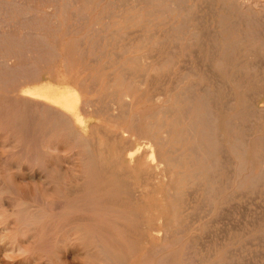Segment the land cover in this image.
Returning a JSON list of instances; mask_svg holds the SVG:
<instances>
[{
    "label": "rangeland",
    "instance_id": "374dc122",
    "mask_svg": "<svg viewBox=\"0 0 264 264\" xmlns=\"http://www.w3.org/2000/svg\"><path fill=\"white\" fill-rule=\"evenodd\" d=\"M128 1L0 0V264H117L126 244L138 249L123 264H264V0ZM45 87L75 95L79 119L67 130L34 97ZM206 109L209 127L193 115ZM144 131L150 146L121 169L131 174L129 201L104 198L103 188L94 190L97 156L108 160L118 138L127 146ZM108 205L126 215L133 206L139 223L117 218Z\"/></svg>",
    "mask_w": 264,
    "mask_h": 264
},
{
    "label": "bare ground",
    "instance_id": "6f19581e",
    "mask_svg": "<svg viewBox=\"0 0 264 264\" xmlns=\"http://www.w3.org/2000/svg\"><path fill=\"white\" fill-rule=\"evenodd\" d=\"M128 1V0H127ZM144 1V0H143ZM152 1V0H151ZM150 1V2H151ZM121 2V1H120ZM124 2V1H123ZM122 2V3H123ZM129 2V1H128ZM131 2V1H130ZM138 2H139V0H138ZM176 2V1H175ZM179 2V1H178ZM183 2V1H182ZM108 3H109V1H108ZM160 3V2H159ZM162 3H163V1H162ZM112 4V3H111ZM118 4H120V3H118ZM168 4V3H167ZM113 5V4H112ZM116 5V4H115ZM115 5H113V6H115ZM159 5V4H158ZM162 5V4H161ZM169 5H170V3H169ZM118 6V5H117ZM160 6V5H159ZM164 6V5H163ZM97 7V6H96ZM141 7V6H140ZM162 7V6H161ZM134 8V7H133ZM142 8H143V6H142ZM163 8H166V6L165 7H163ZM170 8V7H169ZM173 8V7H172ZM171 8V9H172ZM178 8H179V6H178ZM125 10V9H124ZM159 10V9H158ZM165 10V9H164ZM168 10V9H167ZM149 11H151V9H149ZM160 11H163V10H160ZM126 12V11H125ZM171 12V11H170ZM23 13V12H22ZM138 13V12H137ZM118 14V13H117ZM136 14V13H135ZM161 14H162V12H161ZM160 14V15H161ZM120 16V15H119ZM85 17V16H84ZM130 17V16H129ZM141 17V16H140ZM143 17V16H142ZM110 18V17H109ZM183 18V17H182ZM133 19V18H132ZM140 19V18H139ZM31 20V19H30ZM147 20V19H146ZM109 21V20H108ZM135 21H138L137 19L135 20ZM187 21V20H186ZM248 21V20H247ZM136 23V22H135ZM96 24V23H95ZM160 24V23H159ZM179 25H180V23H179ZM110 26V25H109ZM128 26V25H127ZM126 26V27H127ZM221 26V25H220ZM100 27V26H99ZM107 27V26H106ZM125 28V27H124ZM236 28V27H235ZM102 29V28H101ZM105 29V28H104ZM117 29H118V27H117ZM112 30H114V29H112ZM141 30V29H140ZM100 31V30H99ZM102 31V30H101ZM104 31V30H103ZM116 31V30H115ZM137 31V30H136ZM145 31V30H144ZM117 33V32H116ZM110 34V33H109ZM126 34V33H125ZM146 33H144V35H145ZM120 35V34H119ZM136 35V34H135ZM141 35H142V33H141ZM170 35V34H169ZM102 36V35H101ZM111 36V35H110ZM114 36V35H113ZM137 36H139V35H137ZM146 36V35H145ZM144 36V37H145ZM151 36V35H150ZM123 37H124V35H123ZM136 37V36H135ZM141 37V36H140ZM149 37V36H148ZM227 37V36H226ZM104 38V37H103ZM195 38V37H194ZM217 38V37H216ZM101 39V38H100ZM126 39V38H125ZM149 39V38H148ZM196 39V38H195ZM194 39V40H195ZM223 39H225V38H223ZM30 40V39H29ZM97 40H98V38H97ZM119 40V39H118ZM149 40H151V39H149ZM168 40V39H167ZM219 40V39H218ZM177 41H179V40H177ZM142 42V41H141ZM215 42V41H214ZM231 41H226V39H225V47L226 46H230V44L233 42H231ZM111 43V42H110ZM125 43H127V42H125ZM129 43H130V41H129ZM145 43V42H144ZM143 43V44H144ZM147 43V42H146ZM101 44V43H100ZM215 44V43H214ZM236 44V43H235ZM102 45V44H101ZM155 45V44H154ZM216 45V44H215ZM237 45V44H236ZM142 46V45H141ZM145 46H146V44H145ZM234 46V45H233ZM232 46V47H233ZM123 47V46H122ZM156 47V46H155ZM160 47V46H159ZM224 47V48H225ZM231 47V46H230ZM105 48V47H104ZM125 48V47H124ZM154 48V47H153ZM227 48V47H226ZM87 49V48H86ZM111 49V48H110ZM125 49H127V48H125ZM130 49V48H129ZM232 49V48H231ZM96 50V49H95ZM155 50V49H154ZM226 50H228V49H226ZM225 50V51H226ZM230 50V49H229ZM120 51H122V50H120ZM119 51V52H120ZM224 51V52H225ZM125 52V51H124ZM128 52V51H127ZM135 52V51H134ZM152 52H153V50H152ZM211 52V51H210ZM230 52V51H229ZM104 53V52H103ZM131 53H133V52H131ZM115 54V53H114ZM117 54H118V52H117ZM116 54V56H118ZM122 54V53H121ZM142 54H143V52H142ZM104 55V54H103ZM120 55V54H119ZM140 55V54H139ZM138 55V56H139ZM228 55V54H227ZM96 56V55H95ZM143 56V55H142ZM149 56V55H148ZM152 55H150V57H151ZM221 56V55H220ZM229 56V55H228ZM119 57V56H118ZM129 57V56H128ZM143 57H145V56H143ZM221 57H223V56H221ZM96 58V57H95ZM100 58V57H99ZM140 58V57H139ZM220 58V57H219ZM142 59V58H141ZM213 59V58H212ZM234 59V58H233ZM109 60V59H108ZM118 60V59H117ZM129 60H132V59H130V57H129ZM138 60V59H137ZM144 60H146L145 58H144ZM153 60V59H152ZM221 60V59H220ZM122 61H125V60H122ZM133 61V60H132ZM159 61V60H158ZM224 61H225V59H224ZM226 61H227V59H226ZM98 62V61H97ZM134 62H135V60H134ZM5 63V62H4ZM111 63V62H110ZM136 63V62H135ZM150 63V62H149ZM212 63V62H211ZM240 63V62H239ZM247 63V62H246ZM3 64V63H2ZM112 64V63H111ZM114 64V63H113ZM122 64V63H121ZM131 64H133V62L131 63ZM139 64V63H138ZM145 64V63H144ZM146 64H147V62H146ZM163 64V63H162ZM164 64H165V62H164ZM216 64H217V61H216ZM222 65V64H221ZM235 66H237V64L235 65ZM242 66V65H241ZM243 66H245V63H244V65ZM2 67H3V65H2ZM125 67V66H124ZM123 67V68H124ZM157 67V66H156ZM155 67V69H157ZM122 68V67H121ZM133 68H134V66H133ZM135 68H136V66H135ZM242 69L241 70H244L243 69V67H241ZM245 68V67H244ZM126 69V68H125ZM130 69V68H129ZM154 69V70H155ZM160 69V68H159ZM162 69H163V67H162ZM161 69V70H162ZM100 70V69H99ZM112 70V69H111ZM151 70H153V69H151ZM158 70V69H157ZM221 70H223V69H221ZM230 69H228V71H229ZM237 71H239V70H237ZM245 71V70H244ZM32 72V71H31ZM128 72V71H127ZM131 73H132V71H130ZM235 72H236V70H235ZM10 73V72H9ZM8 73V74H9ZM126 73V72H125ZM153 73V72H152ZM160 73V72H159ZM242 73V72H241ZM100 74V73H99ZM142 74H143V72H142ZM146 74V73H145ZM243 74V73H242ZM122 75V74H121ZM124 75V74H123ZM133 75H134V73H133ZM141 75V74H140ZM152 75V74H151ZM153 75H155V74H153ZM159 75V74H158ZM157 75V76H158ZM119 76V75H118ZM139 75L137 74V76H136V78L138 77ZM142 76V75H141ZM250 76V75H249ZM92 77H94V76H92ZM125 77V76H124ZM123 77V78H124ZM133 77V76H132ZM147 77V76H146ZM123 78H121V79H123ZM231 78V77H230ZM235 78L236 79H239V78H237L236 76H235ZM241 78V77H240ZM97 79V78H96ZM118 79H119V77H118ZM153 79V78H152ZM154 79H156V78H154ZM158 79V78H157ZM94 80V79H93ZM3 81V80H2ZM123 81V80H122ZM140 82H141V80H139ZM125 82V81H124ZM132 82H133V80H132ZM132 82H131V87H132ZM128 83V82H127ZM138 83V82H137ZM142 83V82H141ZM196 83V82H195ZM5 84V83H4ZM109 84V83H108ZM114 84V83H113ZM125 84V83H124ZM130 84V83H129ZM239 84V83H238ZM245 84V83H244ZM122 85V84H121ZM147 85V84H146ZM108 86V85H107ZM123 86V85H122ZM139 86V85H138ZM137 86V87H138ZM237 86V85H236ZM111 87V86H110ZM121 87V86H120ZM140 87V86H139ZM241 87V86H240ZM187 88V87H186ZM135 89V88H134ZM133 89V90H134ZM158 89V88H157ZM182 89V88H181ZM253 89H254V87H253ZM193 90V89H192ZM249 90V89H248ZM128 91H129V89H128ZM113 92V91H112ZM116 92V91H115ZM157 92V91H156ZM183 92H185L184 90H183ZM143 93H145V92H143ZM207 93V92H206ZM227 93V92H226ZM125 94V93H124ZM157 94V93H156ZM182 94H184V93H182ZM141 95H143V94H141ZM154 95V94H153ZM106 96V95H105ZM132 95H130V97H131ZM144 96V95H143ZM189 96H190V94H189ZM202 96V95H201ZM204 96V95H203ZM231 96V95H230ZM240 96V95H239ZM11 97V96H10ZM34 97H37L38 99H40L41 101H42V103L44 102V106H45V103H47L49 106H50V108H52L53 109V111L56 113V114H53L54 116H56V115H58V117H60V118H64L63 120H61V122H62V124L64 125V128L63 129H66V128H69L68 126L71 124L72 125V122H74V123H76L77 121V119H79V117H78V114H77V111H76V108H75V103H76V97H75V95H73L72 93H63V92H57V91H55V90H51V89H49V88H46L45 87V89H42V90H40V92L39 93H37V95H35ZM148 97V96H147ZM151 97V96H150ZM156 97V96H155ZM161 97V96H160ZM187 97V96H186ZM185 97V98H186ZM235 97V96H234ZM241 97V96H240ZM243 97H245V96H243ZM9 98V97H8ZM114 98H116V97H114ZM205 98V97H204ZM228 98V97H227ZM30 99H31V97H30ZM38 99H37V101H38ZM111 99V98H110ZM148 99V98H147ZM188 99V98H187ZM234 99V98H233ZM244 99V98H243ZM9 100V99H8ZM33 100H34V98H33ZM36 100V99H35ZM34 100V101H35ZM115 100V99H114ZM149 100V99H148ZM152 100H154V99H152ZM201 100V99H200ZM204 100H206V99H204ZM248 100V99H247ZM12 101H13V99H12ZM19 101V100H18ZM24 101V100H23ZM90 101V100H89ZM92 101V100H91ZM111 101H113V100H111ZM157 101V100H156ZM242 101V100H241ZM32 102V101H31ZM126 102V101H125ZM154 102V101H153ZM201 102V101H200ZM199 102V103H200ZM206 102V101H205ZM225 102H226V100H225ZM3 103V102H2ZM9 103V102H8ZM23 103V102H22ZM38 103L40 104V101H38ZM116 103H117V101H116ZM204 103V102H203ZM202 103V104H203ZM209 103V102H208ZM12 104V103H11ZM25 104V103H24ZM35 104V103H34ZM95 104V103H94ZM118 104V103H117ZM125 104H127V103H125ZM20 105V104H19ZM123 105V104H122ZM188 105V104H187ZM189 105H190V103H189ZM192 105V104H191ZM200 105H201V103H200ZM206 105V104H205ZM247 105V104H246ZM254 105V104H253ZM16 106H17V104H16ZM41 106V105H40ZM48 106V107H49ZM124 106V105H123ZM128 106V105H127ZM155 106V105H154ZM177 106V105H176ZM249 106V105H248ZM2 107V106H1ZM11 107H12V105H11ZM25 107V106H24ZM98 107V106H97ZM156 107V106H155ZM172 107V106H171ZM175 107V106H174ZM196 107V106H195ZM203 107H205V106H202V108ZM36 108V107H35ZM128 108V107H127ZM158 108V107H157ZM185 108V107H184ZM211 108V107H210ZM23 109V108H22ZM99 109V108H98ZM171 110H172V108H170ZM175 109H177V107L175 108ZM192 109H193V106H192ZM191 109V110H192ZM195 109V108H194ZM230 109V108H229ZM5 110V109H4ZM12 110V109H11ZM95 110V109H94ZM181 110V109H180ZM196 110H198V109H196ZM195 110V111H196ZM210 110V109H209ZM243 110V109H242ZM252 110V109H251ZM256 110V109H255ZM0 111H1V109H0ZM18 111V110H17ZM28 111V110H27ZM26 111V112H27ZM109 111V110H108ZM148 111V110H147ZM155 111V110H154ZM153 111V112H154ZM161 111V110H160ZM163 111V110H162ZM183 110H181V112H182ZM224 111V110H223ZM21 112V111H20ZM43 112V111H42ZM157 113H159V111H156ZM178 112H179V110H178ZM191 112V111H190ZM194 112V111H193ZM193 112H191V113H193ZM198 112V111H197ZM211 112V111H210ZM210 112L208 111V109H206V110H204L203 112H198V113H194L193 115L195 116V117H198V118H200V119H202L203 120V123H205L204 125L207 127H209L210 126V124H211V120L212 119H210V121L208 120L209 118H210ZM250 112V111H249ZM52 113V112H51ZM98 113V112H97ZM113 113V112H112ZM116 113V112H115ZM118 113V112H117ZM152 113V112H151ZM183 113V112H182ZM3 114V113H2ZM7 114V113H6ZM16 114V113H15ZM126 114V113H125ZM124 114V115H125ZM154 115H155V113H153ZM179 114H180V112L178 113V115L177 114H175V115H177V116H179ZM245 114V113H244ZM31 115V114H30ZM116 115H118V114H116ZM115 115V116H116ZM122 115V114H121ZM136 115H137V113H136ZM141 115V114H140ZM182 115V114H181ZM190 115V114H189ZM234 115V114H233ZM48 116H49V114H48ZM120 116V115H119ZM135 116V115H134ZM156 116V115H155ZM192 116V115H191ZM193 116V117H194ZM259 116V115H258ZM2 117V116H1ZM12 117V116H11ZM16 117H18V116H16ZM26 117V116H25ZM34 117V116H33ZM53 117V116H52ZM127 117V116H126ZM180 117V116H179ZM213 117V116H212ZM216 117V116H215ZM231 117V116H230ZM236 117V116H235ZM250 117V116H249ZM14 118V117H13ZM141 118V117H140ZM131 119H132V117H131ZM134 119V118H133ZM145 120H146V118H144ZM163 119V118H162ZM161 119V120H162ZM179 118H176V120H178ZM245 119H246V117H245ZM55 120V119H54ZM114 120V119H113ZM141 120L142 119H140V122H141ZM157 119H155V121H156ZM164 120V119H163ZM174 120H175V117H174ZM173 120V121H174ZM199 120V119H198ZM229 120H230V118H229ZM139 121V120H138ZM150 121V120H149ZM192 121V120H191ZM195 121V120H194ZM194 121H192V123L194 124ZM228 121V120H227ZM234 121V120H233ZM232 121V122H233ZM248 121V120H247ZM28 122V121H27ZM71 122V123H70ZM136 122V121H135ZM144 122V121H143ZM181 122V121H180ZM209 122V123H208ZM241 122V121H240ZM239 122V123H240ZM5 123V122H4ZM73 123V124H74ZM157 123V122H156ZM192 123H188L189 124V127H190V124H192ZM197 123V122H196ZM200 123V122H199ZM234 123V122H233ZM238 123V124H239ZM21 124V123H20ZM58 124V123H57ZM60 124V123H59ZM62 124H60V125H62ZM134 124V123H133ZM136 124V123H135ZM134 124V125H135ZM172 124V123H171ZM178 124V123H177ZM192 124V125H193ZM200 124H202V123H200ZM208 124V125H207ZM242 124V123H241ZM39 125V124H38ZM56 125V124H55ZM155 125V124H154ZM159 125H161V124H159ZM162 125H164V124H162ZM161 125V126H162ZM18 126V125H17ZM20 126V125H19ZM24 126V125H23ZM54 126V125H53ZM58 126V125H57ZM66 126V127H65ZM74 126V125H73ZM132 126V125H131ZM140 126V125H139ZM144 126V125H143ZM201 126V125H200ZM212 126V125H211ZM213 126H214V124H213ZM212 126V127H213ZM63 127V126H62ZM78 127V126H77ZM104 127V126H103ZM141 127V126H140ZM140 127H139V129L137 130V131H139L140 130ZM172 127H173V125H172ZM171 126H170V128H172ZM186 127V126H185ZM187 127H188V125H187ZM193 127H194V125H193ZM206 127H204V128H206ZM71 128V127H70ZM142 128V127H141ZM169 128V127H168ZM196 128V127H195ZM211 128V127H210ZM72 129V128H71ZM70 129V130H71ZM81 129V128H80ZM105 129V128H104ZM127 129V128H126ZM125 129V130H126ZM136 129V128H135ZM185 129V128H184ZM231 129V128H230ZM29 130V129H28ZM53 130V129H52ZM67 130V129H66ZM65 130V131H66ZM95 130V129H94ZM102 130V129H101ZM190 130H191V128L189 129V132H188V134H192L193 132H195V131H193L192 133H190ZM194 130V129H193ZM72 131V130H71ZM70 131V132H71ZM82 131V130H81ZM93 131V130H92ZM102 131H105V130H102ZM107 131V130H106ZM111 131V130H110ZM128 131V130H127ZM127 131H125V132H127ZM130 131V130H129ZM141 131V130H140ZM143 131V130H142ZM148 131V130H147ZM171 131H172V129H171ZM178 131V130H177ZM181 131L182 132H180V133H185V132H183V128L181 129ZM188 130H186V132H187ZM192 131V130H191ZM199 131V130H198ZM228 131V130H227ZM47 132V131H46ZM75 132V134L77 133L78 134V131L76 130V131H74ZM156 132V131H155ZM48 133V132H47ZM64 133V132H63ZM71 133H73V132H71ZM118 133V132H117ZM129 133V132H128ZM145 133V134H144ZM144 133H135V136H133L128 142H130V143H127L126 141V143L128 144L127 146H126V144H123V142H122V140H120V138H118V142L116 141V143H117V146L115 147V148H117L115 151V154L114 155H112V157H108L109 159L108 160H105V158H104V160H102V158L100 159V157H101V155H99L98 153V155L99 156H97V158H98V161H100L101 160V162H102V164H100L99 165V167H100V169H99V173L100 174H98L97 175V177H96V183H95V186H94V190H96V189H98V186L99 187H101V188H103L102 190H103V195H104V198H105V195H107V197L108 196H111V197H116V198H118L119 196L121 197H123V196H125V198H129V193H131V191H130V184L128 183V181H127V179H128V177H130V176H128V174H130V173H125V171H123V170H125V169H123L122 168V166L124 167V164L126 163L125 161L126 160H128L129 162H131V161H133L134 159H135V157H136V155L140 152V149H142L143 147H144V149L146 150V148H148L149 146H150V143H149V139L152 141V139H151V137L153 138V136H148L147 135V133L144 131ZM149 133V132H148ZM179 132H177V135H179L178 134ZM203 133V132H202ZM212 133V132H211ZM67 134V133H66ZM107 134V133H106ZM114 134V133H113ZM119 134H121V132L119 133ZM144 134V135H143ZM153 134V133H152ZM151 134V135H152ZM155 134V133H154ZM157 134V133H156ZM159 134H160V132H159ZM174 134H176V133H174ZM80 135V134H79ZM123 136H124V134H122ZM106 136V135H105ZM180 136V138H181V135H179ZM179 136H177L176 138L177 139H180L179 138ZM186 136V135H185ZM73 137H74V135H73ZM72 137V138H73ZM94 137H96V136H94ZM116 137H119V136H116ZM162 137V136H161ZM193 137V136H192ZM209 137H210V135H209ZM212 137H213V134H212ZM71 138V139H72ZM91 138V137H90ZM90 138H89V142H90ZM158 139L159 137H156L155 136V138L154 139ZM76 139V138H75ZM75 139H74V141H75ZM79 139V138H78ZM98 139V138H97ZM157 139H156V142H157ZM162 139V138H161ZM163 139H164V137H163ZM220 139V138H219ZM237 139V138H236ZM83 140V139H82ZM85 140V139H84ZM137 140H138V142H137ZM180 140H182V139H180ZM184 140V139H183ZM182 140V141H183ZM203 140V139H202ZM44 141V140H43ZM95 141H96V139H95ZM98 141V140H97ZM159 141V140H158ZM171 141V140H170ZM175 141V140H174ZM179 141V140H178ZM196 141H197V139H196ZM216 141H217V138H216ZM165 142H166V140H165ZM168 142V141H167ZM239 142V141H238ZM86 143V142H85ZM106 143H107V141H106ZM153 143H155V141H153ZM212 143V142H211ZM108 145L110 144L109 142L107 143ZM156 144V143H155ZM236 144V143H235ZM240 144V143H239ZM88 145H89V143H88ZM87 145V146H88ZM157 145V144H156ZM155 145V146H156ZM182 145V144H181ZM193 145H195V147H196V144H192V149L194 150L195 149V151L194 152H199V151H197L196 149L198 148H194L193 147ZM237 145V144H236ZM76 146H78V145H76ZM85 146V145H84ZM87 146H86V148H87ZM106 146V145H105ZM110 146V145H109ZM153 146H154V144H153ZM173 146H175L174 144H173ZM199 146V145H198ZM214 146V145H213ZM239 146V145H238ZM237 146V147H238ZM102 147V146H101ZM178 147V146H177ZM240 147V146H239ZM108 148V147H107ZM161 148V147H160ZM176 148V147H175ZM179 148H182V147H179ZM185 149H186V147H184ZM187 148H189V150H190V147H187ZM219 148H220V146H219ZM218 148V149H219ZM236 148V147H235ZM97 149V148H96ZM111 149V148H110ZM157 149V148H156ZM155 149V150H156ZM183 149V148H182ZM185 149H183V150H185ZM191 149V150H192ZM90 150V149H89ZM148 150V149H147ZM168 150H169V148H168ZM176 150V149H175ZM175 150H172V151H175ZM178 150V149H177ZM183 150H181L180 152H178V155L180 154V153H182V151ZM199 150V149H198ZM212 150V149H211ZM220 150V149H219ZM98 151V150H97ZM101 151V150H100ZM108 151V150H107ZM106 151V152H107ZM149 151V150H148ZM161 151V150H160ZM171 151V150H170ZM215 151H216V149H215ZM157 152V151H156ZM188 152V151H187ZM190 152V151H189ZM188 152V153H189ZM193 152V151H192ZM204 152H207V151H205L204 150ZM213 152H214V150H213ZM219 152V151H218ZM236 152V151H235ZM238 152V151H237ZM242 152V151H241ZM158 153V152H157ZM174 153V152H173ZM211 153V152H210ZM243 153V152H242ZM160 154V153H159ZM186 154V153H185ZM185 154H184V156H185ZM191 154V153H190ZM196 154V153H195ZM217 154V153H216ZM93 153H92V156H89L88 158H87V164H88V166L89 167H91L92 169H93V166L95 165V163H96V160H97V158L96 157H93ZM108 155V154H107ZM107 155H106V157H107ZM110 155V154H109ZM158 155V154H157ZM167 155V154H166ZM177 155V154H176ZM199 155V154H198ZM197 155V156H198ZM182 156H183V154H182ZM188 156H189V154H188ZM87 157V156H86ZM161 157V156H160ZM169 157H170V155H169ZM181 157V156H180ZM187 157V156H186ZM192 157V156H191ZM196 157V156H195ZM206 157V156H205ZM208 157V156H207ZM206 157V158H207ZM238 157V156H237ZM263 157V156H262ZM157 158V157H156ZM176 158H178V156L176 157ZM176 158H175V160H176ZM243 158V157H242ZM107 159V158H106ZM173 160H171V161H174V158H172ZM179 159V158H178ZM194 159V157H192L191 158V160H189V161H192ZM213 159H215V158H213ZM219 159V158H218ZM1 160V159H0ZM86 160V159H85ZM162 160H164V158L162 159ZM166 160H168V159H166ZM180 160H184V159H182V157H181V159ZM160 161H161V159H160ZM170 161V162H171ZM197 161H199V160H197ZM69 162V161H68ZM162 162V161H161ZM169 162V163H170ZM177 162H179V161H177ZM181 162L183 163V161H180V163L179 164H181ZM3 163V162H2ZM70 163V162H69ZM165 163H167V161L166 162H164V164ZM169 163H168V165H169ZM213 163V162H212ZM170 164H172V163H170ZM177 164V163H176ZM178 164V165H179ZM209 164H211V163H209ZM214 164V163H213ZM70 165V164H69ZM197 165V164H196ZM196 165H194V166H196ZM217 165V164H216ZM215 165V166H216ZM153 166V165H152ZM164 166V165H163ZM191 166V165H190ZM193 166V165H192ZM194 166H193V168H194ZM178 167V166H177ZM202 167V166H201ZM97 168V167H96ZM170 168V167H169ZM198 169L200 168V167H197ZM208 168V167H207ZM91 169V170H92ZM121 169H123L122 171H121ZM166 169V168H165ZM187 169V168H186ZM202 169V168H201ZM204 169V168H203ZM212 169V168H211ZM167 170V169H166ZM169 170V169H168ZM167 170V171H168ZM194 170H195V172H196V167L194 168ZM212 171V170H211ZM96 172V173H95ZM143 172H145V170L143 171ZM142 172V173H143ZM170 172V171H169ZM200 172H201V170H200ZM98 172L94 169V172H93V174H94V176H96V174H97ZM154 173V172H153ZM184 173V172H183ZM209 173H210V171H209ZM216 173V172H215ZM218 173V172H217ZM82 174V173H81ZM146 174V173H145ZM157 174V173H156ZM167 174V173H166ZM178 174V173H177ZM176 174V175H177ZM182 174V173H181ZM187 174V173H186ZM186 174H185V176H186ZM89 175H90V173H89ZM131 175V174H130ZM183 175V174H182ZM193 175V174H192ZM40 176V175H39ZM162 176V175H161ZM184 176V177H185ZM188 176V175H187ZM194 176V175H193ZM206 176V175H205ZM76 177V176H75ZM77 177H78V175H77ZM149 177V176H148ZM167 177V176H166ZM183 177V176H182ZM210 177V176H209ZM74 178V177H73ZM79 178V177H78ZM94 178V177H93ZM132 178V177H131ZM156 178H157V176H156ZM176 178V177H175ZM215 178V177H214ZM252 178V177H251ZM1 179V178H0ZM142 179V178H141ZM182 179V178H181ZM188 179H190V178H188ZM150 180V179H149ZM173 180V179H172ZM175 180V179H174ZM177 180V179H176ZM185 180V179H184ZM197 180H198V178H197ZM216 180V179H215ZM241 180V179H240ZM85 181V180H84ZM87 181V180H86ZM169 181V180H168ZM167 181V182H168ZM194 181V180H193ZM199 181H201V180H199ZM95 182V181H94ZM154 182V181H153ZM171 182V181H170ZM177 183H178V181H176ZM183 182V181H182ZM215 182V181H214ZM243 182V181H242ZM147 183H148V181H147ZM152 183V182H151ZM171 183H173V182H171ZM189 183V182H188ZM74 184H76L77 185V183H74ZM174 184V183H173ZM176 184V183H175ZM199 184H200V182H199ZM204 184V183H203ZM251 184V183H250ZM68 185V184H67ZM152 185V184H151ZM243 185V184H242ZM78 186V185H77ZM96 186H97V188H96ZM186 186V185H185ZM72 187H76L75 185H73L72 184ZM71 187V188H72ZM88 187V186H87ZM86 187V188H87ZM90 187V186H89ZM93 186H91V188H92ZM172 187V186H171ZM174 187V186H173ZM210 187V186H209ZM215 187V186H214ZM217 187V186H216ZM79 188H80V186H79ZM91 188H89L90 190H91ZM137 188V187H136ZM135 188V189H136ZM153 188V187H152ZM165 188V187H164ZM176 188V187H175ZM182 188V187H181ZM186 188H188V187H186ZM193 188V187H192ZM212 188V187H211ZM1 189V188H0ZM73 189V188H72ZM71 189V191L73 192V190ZM75 189L76 188H74V191H75ZM81 189V188H80ZM215 189V188H214ZM8 190V189H7ZM79 190V189H78ZM84 189H82V191H83ZM99 190H100V188H99ZM99 190H97L98 192H99ZM168 191H169V188L167 189ZM183 190V189H182ZM85 191V190H84ZM84 191H83V193H84ZM87 191V190H86ZM97 191H94V193L96 194V192ZM101 191V190H100ZM134 191V190H133ZM138 191V190H137ZM153 191H154V188H153ZM175 191V190H174ZM193 191V190H192ZM218 191V190H217ZM1 192V191H0ZM9 192V191H8ZM78 191H76L75 193H77ZM88 192V193H87ZM86 193H87V195H90L89 193H92V191H87ZM97 192V193H98ZM102 192V191H101ZM100 192V193H101ZM157 192V191H156ZM211 192V191H210ZM220 192H222V191H220ZM80 193L81 192H79V193H77V194H79V196H80ZM82 193V194H83ZM135 193V192H134ZM166 193V192H165ZM171 192L169 191V194H170ZM185 193V192H184ZM213 193V192H212ZM212 193H210V194H212ZM218 193H219V191H218ZM76 194V195H77ZM164 194V193H163ZM191 194V193H190ZM214 194V193H213ZM217 194V193H216ZM72 195V194H71ZM71 195H69V196H71ZM75 195V196H76ZM84 195H86L85 193H84ZM83 195V196H84ZM86 195V196H87ZM99 195V194H98ZM133 195V194H132ZM166 195H167V193H166ZM184 195V194H183ZM189 195V194H188ZM78 196V198H80L81 199V196L79 197ZM102 196V195H101ZM169 196V195H168ZM172 196V195H171ZM199 196V195H198ZM214 196V195H213ZM73 197V196H72ZM106 197V198H107ZM110 197V198H111ZM134 197H135V194H134ZM174 197H175V195H174ZM177 197H179V196H177ZM186 197V196H185ZM217 197H219L218 195H217ZM74 198V197H73ZM72 198V199H73ZM76 198V201L77 202H80V199L78 200L77 199V196L75 197ZM74 198V199H75ZM88 198H89V196H88ZM92 198V197H91ZM94 198V197H93ZM103 198V199H104ZM116 198H114V200H116ZM124 197H123V199H125ZM130 198H131V196H130ZM83 199V198H82ZM102 199V200H103ZM108 199H109V197H108ZM107 199V200H108ZM119 199V198H118ZM117 199V200H118ZM122 199V200H123ZM164 199V198H163ZM166 199V198H165ZM173 199H175V198H173ZM208 199V198H207ZM213 199V198H212ZM212 199H210L211 201H212ZM117 200H116V202H117ZM132 200V199H131ZM130 200V201H131ZM141 200V199H140ZM181 200V199H180ZM185 200H186V198H185ZM70 201V200H69ZM75 200H73V202L72 203H70V202H68V204L70 203L71 205H75L74 207H75V210H76V208H78V205H79V203H77ZM84 201V200H83ZM126 199H125V203H126ZM128 201H129V199H128ZM127 201V202H128ZM182 201V200H181ZM187 201V200H186ZM44 202V201H43ZM96 202V201H95ZM102 202V201H101ZM109 202V201H108ZM107 202V203H108ZM119 202V201H118ZM124 202V201H123ZM143 202V201H142ZM171 202V201H170ZM177 202H179V201H177ZM183 202V201H182ZM185 202V201H184ZM90 203V202H89ZM121 203V202H120ZM131 203H132V201H131ZM155 203V202H154ZM164 203H166V202H164ZM27 204V203H26ZM30 204V203H29ZM28 204V205H29ZM69 204V205H70ZM81 204V203H80ZM118 204V203H117ZM124 204V203H123ZM152 204V203H151ZM176 204V203H175ZM180 204V203H179ZM35 205V204H34ZM60 205V204H59ZM71 205H70V207H71ZM76 205H77V207H76ZM87 205V204H86ZM89 205V204H88ZM120 205V204H119ZM127 205H129V203H127ZM131 205V204H130ZM129 205V206H130ZM164 205V204H163ZM170 205V204H169ZM203 205V204H202ZM37 206V205H36ZM83 206H85V205H83ZM79 207H81V206H79ZM133 207V206H132ZM132 207H130V209H133ZM157 207V206H156ZM161 207V206H160ZM184 207V206H183ZM210 207V206H209ZM72 208H73V206H72ZM71 208V209H72ZM94 208V207H93ZM107 209H109L110 210V212H112V213H117V212H113L112 210H114V209H112V207H110L109 205H108V207H106ZM105 208V210L103 211L104 213H106L107 212V214H108V212H109V210H107ZM117 208V207H116ZM126 208V207H125ZM125 208H124V211H125ZM129 208V207H128ZM186 208V207H185ZM199 208V207H198ZM212 208V207H211ZM74 209V208H73ZM84 209H88L89 210V208H84ZM82 207L81 208H79L78 210H84ZM90 209L93 211V209L90 207ZM102 209V208H101ZM104 209V208H103ZM118 209V208H117ZM127 209V208H126ZM130 209H128L127 211H128V214L129 215H126V213L125 214H121V211L123 212V210H119L120 211V213H117L118 215V217L117 218H120V219H123V220H126V222L128 221H130L131 222V224H132V222L135 220V219H138V218H141V214H139V213H131L130 212ZM161 209V208H160ZM162 209H164V208H162ZM203 209V208H202ZM208 209V208H207ZM25 210H26V208H25ZM28 210V209H27ZM35 210V209H34ZM194 210V209H193ZM32 211V210H31ZM94 211H96V208L94 209ZM106 211V212H105ZM117 211V210H116ZM136 211V210H135ZM168 211V210H167ZM166 211V213L165 214H163V215H165L164 217L166 218V220L167 221H172L173 219L174 220H177L176 219V217L175 218H173V219H171L170 217H172V215L169 213V211L167 212ZM209 211V210H208ZM211 211V210H210ZM209 211V212H210ZM148 212V211H147ZM173 213L172 214H175L176 213V210H175V212L174 211H172ZM200 212V211H199ZM198 212V213H199ZM39 213V212H38ZM66 213V212H65ZM71 213V212H70ZM124 213V212H123ZM179 213V211L177 212V214ZM182 213V212H181ZM188 213V212H187ZM191 213L193 214V212L191 211ZM206 213V212H205ZM33 214V213H32ZM80 214V213H79ZM110 214V213H109ZM119 214H121V215H119ZM190 214V213H189ZM192 214H191V216H192ZM30 215V214H29ZM84 215V214H83ZM112 215V214H111ZM162 215V216H163ZM176 215V214H175ZM174 215V216H175ZM179 215V214H178ZM145 216V215H144ZM190 216V215H189ZM42 217V216H41ZM71 217H73V216H71ZM79 217V216H78ZM92 217V216H91ZM178 217V216H177ZM194 217V216H193ZM31 218V217H30ZM34 218V217H33ZM93 218V217H92ZM38 219V218H37ZM61 219V218H60ZM148 219V218H147ZM158 219V218H157ZM160 219V218H159ZM184 219V218H183ZM193 219V218H192ZM59 220V219H58ZM75 220V219H74ZM81 220V219H80ZM83 220H84V217H83ZM93 220V219H92ZM133 220V221H132ZM189 220V219H188ZM37 221V220H36ZM35 221V222H36ZM39 221V220H38ZM73 221V220H72ZM115 221H118V220H115ZM138 221V220H137ZM160 221V220H159ZM170 221V223L171 224H173L172 222ZM197 221V220H196ZM74 222V221H73ZM129 222V223H130ZM135 222V221H134ZM152 222V221H151ZM151 222L149 223L148 222V224H151ZM88 223V222H87ZM96 223V222H95ZM105 223V222H104ZM139 223V222H138ZM138 223H136L135 222V224L137 225ZM154 223V222H153ZM156 223V222H155ZM165 223H167V222H165ZM164 223V224H165ZM181 223V222H180ZM187 223V222H186ZM119 224V223H118ZM125 224V223H124ZM141 224H143L142 222H141ZM140 224V225H141ZM148 224H146V225H148ZM170 224V225H171ZM134 225V224H133ZM136 225H134V226H132V229H131V231L133 230H135V228L136 227H139V226H136ZM153 225H155L156 226V224H153ZM153 225H150L151 226V230L152 231H154V233L156 232V230H158V228H156L155 226L153 227ZM163 225V224H162ZM165 225H167V224H165ZM176 225V224H175ZM188 225V224H187ZM73 226V225H72ZM127 225H125L124 227H126ZM131 225L129 224V227H130ZM150 226H148V227H150ZM168 226H169V224H168ZM182 226H184V225H182ZM93 227V226H92ZM110 227V226H109ZM145 227V226H144ZM143 227V228H144ZM153 227V228H152ZM185 227V226H184ZM33 228V227H32ZM31 228V229H32ZM63 228V227H62ZM70 228V227H69ZM72 228V227H71ZM105 228V227H104ZM147 228V227H146ZM165 228V227H164ZM171 228V227H170ZM205 228V227H204ZM124 229V228H123ZM139 229V228H138ZM140 229H141V226H140ZM148 229V228H147ZM146 229V230H147ZM177 229V228H176ZM182 230H183V228H181ZM181 229H180V231H181ZM109 230V229H108ZM127 230V229H126ZM145 230V229H144ZM144 230L142 229V231L144 232ZM151 230H150V235L151 234H153V233H151ZM174 230V229H173ZM178 230V229H177ZM131 231L129 232L130 234H131ZM203 231H204V229H203ZM139 233L141 232V231H138ZM123 233V232H122ZM121 233V234H122ZM124 233H126L125 231H124ZM134 233H135V231H134ZM139 233H136V234H139ZM147 232H145V234H146ZM175 233H176V231H175ZM6 234V233H5ZM109 234V233H108ZM158 234V233H157ZM163 234V233H162ZM165 234V233H164ZM178 234V233H177ZM54 235V234H53ZM140 235H141V233H140ZM140 235H138V236H140ZM144 235V233L142 234V236L141 237H144L143 236ZM154 235V234H153ZM170 235H171V233H170ZM195 235V234H194ZM146 237L148 236V234L147 235H145ZM165 236V235H164ZM182 236V235H181ZM198 236V235H197ZM120 237V236H119ZM137 237V236H136ZM170 237V236H169ZM128 238H130V237H128ZM149 238V237H148ZM190 238H192V237H190ZM143 238H140V240H142ZM150 239H151V237H150ZM181 239V238H180ZM118 240V239H117ZM121 240H123L122 238H121ZM125 240V239H124ZM123 240V241H124ZM144 240V239H143ZM119 241H120V238H119ZM123 241H121V242H123ZM128 241V240H127ZM136 241V240H135ZM115 242V241H114ZM120 242V243H121ZM126 242V241H125ZM145 243V242H144ZM123 244V243H122ZM110 245V244H109ZM134 245V244H133ZM113 246V245H112ZM141 246V245H140ZM157 246V245H156ZM115 247V246H114ZM118 247V246H117ZM121 247L122 248H120V246H119V249L120 250H123V246L121 245ZM135 246H133V247H131V245H127L126 244V246H124V253H121V254H119L118 256H117V264H123V263H125L124 261L126 260V258H128L127 256L129 255H131L135 250H137L138 249V247H137V249H136V247L134 248ZM142 247V246H141ZM4 249V248H3ZM103 249V251H104V248H102ZM140 249H142V248H139V250ZM154 249V248H153ZM110 250L112 251V248H110ZM105 251H106V249H105ZM123 252V251H122ZM111 259H113V258H111ZM13 263V262H12ZM174 263H176V262H174Z\"/></svg>",
    "mask_w": 264,
    "mask_h": 264
}]
</instances>
